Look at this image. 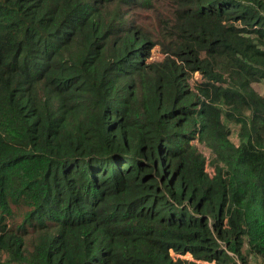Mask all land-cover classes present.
<instances>
[{
    "label": "trees",
    "instance_id": "trees-1",
    "mask_svg": "<svg viewBox=\"0 0 264 264\" xmlns=\"http://www.w3.org/2000/svg\"><path fill=\"white\" fill-rule=\"evenodd\" d=\"M204 261L264 264V0H0V264Z\"/></svg>",
    "mask_w": 264,
    "mask_h": 264
},
{
    "label": "rangeland",
    "instance_id": "rangeland-1",
    "mask_svg": "<svg viewBox=\"0 0 264 264\" xmlns=\"http://www.w3.org/2000/svg\"><path fill=\"white\" fill-rule=\"evenodd\" d=\"M157 55H158V53L157 52H154V56H157ZM185 257L186 258H189V254H185ZM204 264H209V263L205 262Z\"/></svg>",
    "mask_w": 264,
    "mask_h": 264
},
{
    "label": "crops",
    "instance_id": "crops-1",
    "mask_svg": "<svg viewBox=\"0 0 264 264\" xmlns=\"http://www.w3.org/2000/svg\"><path fill=\"white\" fill-rule=\"evenodd\" d=\"M203 264L205 263V262H202ZM207 263H209V264H214L213 262H207Z\"/></svg>",
    "mask_w": 264,
    "mask_h": 264
},
{
    "label": "clouds",
    "instance_id": "clouds-1",
    "mask_svg": "<svg viewBox=\"0 0 264 264\" xmlns=\"http://www.w3.org/2000/svg\"><path fill=\"white\" fill-rule=\"evenodd\" d=\"M204 262H206V261H204Z\"/></svg>",
    "mask_w": 264,
    "mask_h": 264
}]
</instances>
